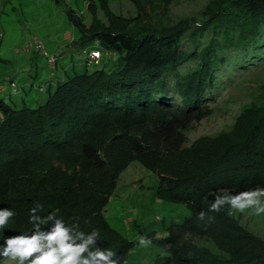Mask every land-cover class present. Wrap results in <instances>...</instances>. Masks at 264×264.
Segmentation results:
<instances>
[{
	"label": "trees",
	"instance_id": "16d2710c",
	"mask_svg": "<svg viewBox=\"0 0 264 264\" xmlns=\"http://www.w3.org/2000/svg\"><path fill=\"white\" fill-rule=\"evenodd\" d=\"M99 1L100 8L89 2V22L67 9L78 31L74 45L101 44L118 55L117 67L73 75L68 68L34 108L0 100V207L17 212L6 234L30 227L27 210L36 202L46 211L58 206L86 231L99 228L105 246L126 262L135 243L110 225L105 209L120 174L138 162L156 175L158 199L191 210L183 223L165 227V237L152 239L163 252L155 264H264V236L227 205L211 213L212 223L197 218L211 203L204 199L211 188L264 185V83L228 130L188 144L193 124L213 111L201 101L228 53L263 41L264 0H209L201 18L177 21L169 18L175 0H129L132 8L119 11ZM205 31L211 37L198 48ZM187 36L191 51L182 48ZM188 59L195 65L180 72ZM169 75L183 105L163 99Z\"/></svg>",
	"mask_w": 264,
	"mask_h": 264
},
{
	"label": "rangeland",
	"instance_id": "374dc122",
	"mask_svg": "<svg viewBox=\"0 0 264 264\" xmlns=\"http://www.w3.org/2000/svg\"><path fill=\"white\" fill-rule=\"evenodd\" d=\"M90 1L100 8L99 0H62L60 5L54 0H0V100L11 97L17 108L24 105L34 108L46 101L47 84L52 83L54 88L56 77H62L64 67L69 68L70 75L86 69L90 72L96 69L110 71L117 67L118 55L105 50L101 44H95L103 52V59L98 64L87 63L86 52L92 46L80 48L74 45L78 31L67 9L89 22ZM208 1L175 0L169 18L172 21L191 15L201 18V9ZM108 3L116 11L132 8L129 0H108ZM210 37L208 31L201 34L198 48ZM35 39L43 41L49 53L58 54L54 65L41 51L34 47L26 49L27 44ZM194 47L188 36L185 37L182 48L191 51ZM263 51L264 38L255 48L228 53L224 64L218 68L219 77L215 86L201 101L213 111L193 124L188 144L201 135L228 130L243 107L257 97L260 88L256 85L264 83ZM194 65L188 59L180 63L178 69L184 73ZM168 79L170 88L163 99L183 105L174 92L173 75H169ZM157 185L158 179L152 171L138 162H132L120 174L116 190L105 209L110 225L135 243L126 264H155L157 255L163 252L152 239L165 237L168 234L165 227L183 223L191 215L185 204L158 199L155 196ZM233 214L249 230L264 236V215L257 216L250 210L243 213L233 210ZM141 236L151 243L141 246Z\"/></svg>",
	"mask_w": 264,
	"mask_h": 264
},
{
	"label": "clouds",
	"instance_id": "9594fccd",
	"mask_svg": "<svg viewBox=\"0 0 264 264\" xmlns=\"http://www.w3.org/2000/svg\"><path fill=\"white\" fill-rule=\"evenodd\" d=\"M93 55L99 56V52ZM209 196L212 200L207 209L197 213L199 221L212 223L215 216L211 213L221 212L226 205L229 214L250 210L257 216L264 215V185L243 190L211 188L204 199ZM49 208L46 211L36 202L27 210L30 227L6 234L17 212L8 205L0 207V264H126L121 253L105 246L99 228L86 231L79 217L65 218L60 207ZM150 243L139 237L141 246Z\"/></svg>",
	"mask_w": 264,
	"mask_h": 264
},
{
	"label": "built area",
	"instance_id": "2783aa9c",
	"mask_svg": "<svg viewBox=\"0 0 264 264\" xmlns=\"http://www.w3.org/2000/svg\"><path fill=\"white\" fill-rule=\"evenodd\" d=\"M31 47H34L35 49L41 51L43 53V55L46 56L48 62L51 65H54L56 63L58 54H51V53H49L46 50L43 41H41L40 39H35V40H33V42L27 44L26 49L29 50ZM94 52H99V56L93 55ZM86 57H87L86 60H87V63L88 64L89 63L98 64L103 59V52H102V50H101L100 47H98V46H92L86 52Z\"/></svg>",
	"mask_w": 264,
	"mask_h": 264
},
{
	"label": "crops",
	"instance_id": "0c3cea01",
	"mask_svg": "<svg viewBox=\"0 0 264 264\" xmlns=\"http://www.w3.org/2000/svg\"><path fill=\"white\" fill-rule=\"evenodd\" d=\"M1 28V27H0ZM5 62H8V60H6ZM74 62H72V64H73ZM66 69H68L67 67H64L63 68V72H62V74L64 73V71L66 70ZM63 76V75H62ZM62 79V77H56V82H58V81H60ZM52 84V83H51Z\"/></svg>",
	"mask_w": 264,
	"mask_h": 264
}]
</instances>
